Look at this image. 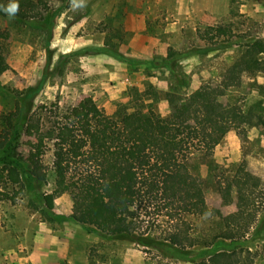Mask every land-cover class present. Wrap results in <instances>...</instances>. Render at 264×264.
<instances>
[{
  "label": "rangeland",
  "instance_id": "rangeland-1",
  "mask_svg": "<svg viewBox=\"0 0 264 264\" xmlns=\"http://www.w3.org/2000/svg\"><path fill=\"white\" fill-rule=\"evenodd\" d=\"M15 2L17 13L0 16V47L11 66L0 74V127L10 121L14 124L7 156L42 157L50 180L39 191H50V181L61 169L54 150L65 139V115L86 118L90 106L96 104L115 128L126 117L143 120L151 113L172 127H191L194 121L188 108L193 94L213 110L206 124L223 135L221 143L193 152L178 140L164 139L160 146L171 145L187 158L212 208L206 216H186L191 233L214 239L235 221L239 203L253 191L242 185L239 163L246 160L262 181L254 197L258 220L248 232L238 235L241 237L216 235L210 245L202 240L192 248L161 250L156 245L114 238L72 220L71 213L83 211L98 196L96 186L82 180L78 189L56 199L57 220H48L54 227L63 225L74 248L79 247L75 259L65 264H222L213 255L218 249L237 250L242 256L237 264H246L244 258L250 250L253 264H264V224L257 223L264 219V53L247 45L264 40V0ZM218 25H230L236 35L225 42L221 36L210 41L205 38V34L211 35L207 29ZM239 64L244 69L241 84L225 95L214 94L212 89L223 84ZM232 105L240 111L255 109V120L234 126L224 112ZM164 178L180 181L182 176L171 170L164 172ZM228 184L233 185L231 202L224 200L221 191ZM14 187L10 183L8 189ZM135 190L136 182L131 181L129 208L135 205ZM32 202L38 204L27 190L17 195L14 204L27 210L31 207L35 219L45 220ZM5 217H11L9 212ZM2 224L7 221L0 220V235L8 229ZM145 228L143 224L141 231ZM30 240L15 230L12 236H1L0 264H12L11 257L1 255L18 250L25 253Z\"/></svg>",
  "mask_w": 264,
  "mask_h": 264
},
{
  "label": "trees",
  "instance_id": "trees-1",
  "mask_svg": "<svg viewBox=\"0 0 264 264\" xmlns=\"http://www.w3.org/2000/svg\"><path fill=\"white\" fill-rule=\"evenodd\" d=\"M11 2L0 0V16L9 15L5 9ZM206 32L211 33L209 37L205 34L209 41L221 36L219 39L225 42L236 35L230 25L212 26ZM247 45L253 51L264 53L263 39ZM10 68L0 47V74ZM243 70V65L235 66L224 83L218 84L212 92L222 96L231 87L240 85ZM188 109L194 121L191 127H172L156 113H151L143 120L126 117L120 128H115L96 104L90 106L86 118L70 113L65 115L62 123L65 139L60 140L54 150L56 159L62 164L61 169L50 181L53 183L51 190L43 192L39 191L40 187L50 179L42 157L35 154L24 158L19 153L7 156L14 124L10 121L1 125L0 154L3 161H0V201L15 202L20 192L30 190L34 201L38 200V204L32 202L30 205L37 208L45 219L55 221V200L66 192L78 189L82 180H88L96 186L98 196L86 209L73 212L69 217L114 238L144 246L156 245L164 250L168 246L192 248L202 240H205V245H210L216 235L233 238L244 234L258 220L254 197L262 185L261 176L248 168L246 160L238 164L237 172L244 177L242 185L253 188V191L239 203L235 221L228 223L221 233L215 234L214 239L212 236L198 238L191 233L192 225L186 216H206L212 212V208L202 184L190 171L187 158L171 145L160 146L164 139L178 140L188 152H193L218 145L223 135L206 124L213 116V110L197 94H193ZM224 112L234 126L251 123L257 116L255 109L240 111L237 105L224 108ZM171 170L180 171L182 179H165L164 172ZM131 181L136 182L133 208H129L127 198ZM10 183L16 187L8 189ZM232 189L233 185L228 184L221 190L226 202L234 200ZM259 221L257 223L264 224V219ZM143 224H146V228L141 231ZM160 229L162 231L159 232ZM248 252L251 253L250 250ZM214 253L215 259L222 264H237L242 257L237 250L218 249ZM249 254L245 256V262L253 264Z\"/></svg>",
  "mask_w": 264,
  "mask_h": 264
},
{
  "label": "crops",
  "instance_id": "crops-1",
  "mask_svg": "<svg viewBox=\"0 0 264 264\" xmlns=\"http://www.w3.org/2000/svg\"><path fill=\"white\" fill-rule=\"evenodd\" d=\"M11 202L0 201V220L7 221L6 225L2 224L3 228L8 227L2 230L3 235L0 237L12 236V231L15 230L18 235L29 236L31 243L27 251L24 249L25 253L11 251L1 255L2 257H11L14 260L12 264H65L68 259H75L73 254L79 247L74 248L72 236L62 229L63 225L54 227L47 219H35L31 207L27 210L24 206ZM8 212L11 215L9 219L5 217Z\"/></svg>",
  "mask_w": 264,
  "mask_h": 264
},
{
  "label": "clouds",
  "instance_id": "clouds-1",
  "mask_svg": "<svg viewBox=\"0 0 264 264\" xmlns=\"http://www.w3.org/2000/svg\"><path fill=\"white\" fill-rule=\"evenodd\" d=\"M19 10V5L17 2H15V0H13V2H11L8 7L5 9V11L9 14V15H14L15 13H17Z\"/></svg>",
  "mask_w": 264,
  "mask_h": 264
}]
</instances>
